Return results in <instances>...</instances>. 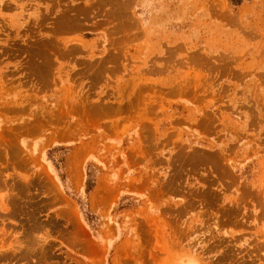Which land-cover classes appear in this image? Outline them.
Wrapping results in <instances>:
<instances>
[{
	"label": "rangeland",
	"instance_id": "rangeland-1",
	"mask_svg": "<svg viewBox=\"0 0 264 264\" xmlns=\"http://www.w3.org/2000/svg\"><path fill=\"white\" fill-rule=\"evenodd\" d=\"M0 264H264V0H0Z\"/></svg>",
	"mask_w": 264,
	"mask_h": 264
},
{
	"label": "trees",
	"instance_id": "trees-1",
	"mask_svg": "<svg viewBox=\"0 0 264 264\" xmlns=\"http://www.w3.org/2000/svg\"><path fill=\"white\" fill-rule=\"evenodd\" d=\"M234 6H240V5H242L243 4V2L245 1V0H229ZM88 186H89V188H88V191L91 189V186H92V184H91V182H89L88 183Z\"/></svg>",
	"mask_w": 264,
	"mask_h": 264
}]
</instances>
